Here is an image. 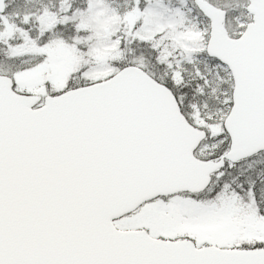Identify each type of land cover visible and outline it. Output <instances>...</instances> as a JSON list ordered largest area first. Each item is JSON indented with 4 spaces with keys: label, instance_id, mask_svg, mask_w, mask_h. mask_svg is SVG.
<instances>
[{
    "label": "snow or ice",
    "instance_id": "6c2138e0",
    "mask_svg": "<svg viewBox=\"0 0 264 264\" xmlns=\"http://www.w3.org/2000/svg\"><path fill=\"white\" fill-rule=\"evenodd\" d=\"M0 264H264V0H0Z\"/></svg>",
    "mask_w": 264,
    "mask_h": 264
}]
</instances>
